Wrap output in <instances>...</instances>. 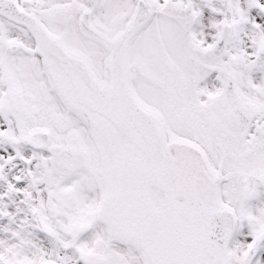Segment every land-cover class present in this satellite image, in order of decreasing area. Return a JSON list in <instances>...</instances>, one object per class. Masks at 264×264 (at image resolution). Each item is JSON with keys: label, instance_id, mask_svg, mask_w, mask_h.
I'll list each match as a JSON object with an SVG mask.
<instances>
[{"label": "snow or ice", "instance_id": "snow-or-ice-1", "mask_svg": "<svg viewBox=\"0 0 264 264\" xmlns=\"http://www.w3.org/2000/svg\"><path fill=\"white\" fill-rule=\"evenodd\" d=\"M0 264H264V0H0Z\"/></svg>", "mask_w": 264, "mask_h": 264}]
</instances>
